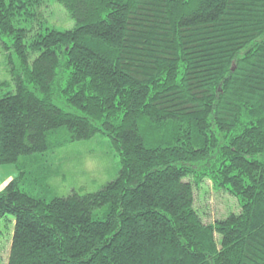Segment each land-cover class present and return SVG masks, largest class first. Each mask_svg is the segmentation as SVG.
Listing matches in <instances>:
<instances>
[{
  "label": "trees",
  "instance_id": "obj_1",
  "mask_svg": "<svg viewBox=\"0 0 264 264\" xmlns=\"http://www.w3.org/2000/svg\"><path fill=\"white\" fill-rule=\"evenodd\" d=\"M3 36L22 64L0 97L7 264H264V0H0ZM100 133L116 177L55 195L43 161ZM206 180L239 211L206 223Z\"/></svg>",
  "mask_w": 264,
  "mask_h": 264
},
{
  "label": "rangeland",
  "instance_id": "obj_2",
  "mask_svg": "<svg viewBox=\"0 0 264 264\" xmlns=\"http://www.w3.org/2000/svg\"><path fill=\"white\" fill-rule=\"evenodd\" d=\"M48 5L53 7L45 11L43 9L47 24L60 29L74 27V21L60 4L49 1ZM36 26L38 27V23ZM21 71L22 64L11 39L3 36L0 39V97L7 91L15 90L16 75ZM54 102L68 111H73L58 98ZM43 163L52 169L51 186L58 196H67L72 191L81 194L97 191L115 178L120 169V161L111 148L110 139L102 133L90 140L75 142L59 149ZM18 175L14 165L0 166V191ZM31 193L34 196L39 195L38 189ZM195 205L206 223L239 211L236 197L225 189H215L210 180L195 187ZM15 223V216L11 214L0 221V264L8 263Z\"/></svg>",
  "mask_w": 264,
  "mask_h": 264
}]
</instances>
